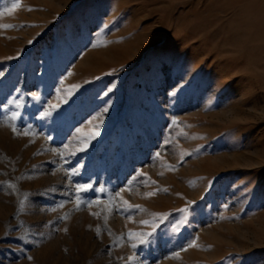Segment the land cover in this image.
<instances>
[{
  "label": "rangeland",
  "instance_id": "1",
  "mask_svg": "<svg viewBox=\"0 0 264 264\" xmlns=\"http://www.w3.org/2000/svg\"><path fill=\"white\" fill-rule=\"evenodd\" d=\"M0 73V264H264V0H0Z\"/></svg>",
  "mask_w": 264,
  "mask_h": 264
},
{
  "label": "snow or ice",
  "instance_id": "2",
  "mask_svg": "<svg viewBox=\"0 0 264 264\" xmlns=\"http://www.w3.org/2000/svg\"><path fill=\"white\" fill-rule=\"evenodd\" d=\"M5 27H10V25H5ZM0 75H3V73H0ZM72 87L78 88L79 85H73ZM172 95L176 96V95H178V93H172ZM33 97H34V99H37V100L40 99V97L36 96L35 94H33ZM20 103H21L20 101L16 102L18 107L20 106ZM54 108H59V104H54V105L50 104L49 108H46L44 111H42L40 113V116L45 117V118L49 117L51 115V111L49 109H54ZM104 111H107V109H104ZM18 115L19 114L15 113V112L12 114L13 118H15ZM13 131H15V128H13ZM80 131H81V129H77V132H80ZM87 135L90 138L91 136L99 135V131L93 130V131L89 132ZM49 139H51V137H49ZM83 147H87V140L84 141ZM157 155H159V153H157ZM75 188H76L77 192H83V191H87V190L91 189L92 185L91 184H76ZM149 195H151V193H149ZM124 203L127 204L128 202L124 201ZM130 207H131V205H130ZM180 211L182 213H187L189 211V209L184 208V209H181ZM192 211H194V210H192ZM183 221H184V223L187 222V215H185L183 217ZM141 223H147V221H141ZM179 223H180V221L177 222V224H179ZM177 230H179V229L177 228ZM153 231H155V228ZM152 237H153V233H132V232L129 233V239L135 241V243H133L131 245L132 248H136L138 244L139 245H150L151 243H154L155 241L153 240ZM157 239H158V237H157ZM128 260L129 261L133 260V257H131V256L128 257Z\"/></svg>",
  "mask_w": 264,
  "mask_h": 264
}]
</instances>
